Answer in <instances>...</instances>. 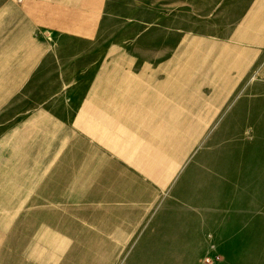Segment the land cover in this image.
I'll return each instance as SVG.
<instances>
[{
	"label": "rangeland",
	"instance_id": "1",
	"mask_svg": "<svg viewBox=\"0 0 264 264\" xmlns=\"http://www.w3.org/2000/svg\"><path fill=\"white\" fill-rule=\"evenodd\" d=\"M0 264H264V0H0Z\"/></svg>",
	"mask_w": 264,
	"mask_h": 264
},
{
	"label": "crops",
	"instance_id": "2",
	"mask_svg": "<svg viewBox=\"0 0 264 264\" xmlns=\"http://www.w3.org/2000/svg\"><path fill=\"white\" fill-rule=\"evenodd\" d=\"M194 221V220H193ZM199 227H202V225H199ZM199 229H201V228H199ZM202 244H203V240L202 239H199L198 240V243H197V247H201L202 246Z\"/></svg>",
	"mask_w": 264,
	"mask_h": 264
}]
</instances>
